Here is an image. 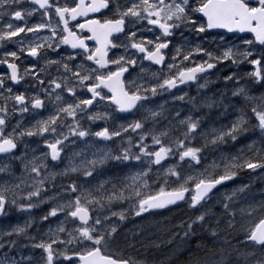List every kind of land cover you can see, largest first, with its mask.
Segmentation results:
<instances>
[{"label":"snow or ice","instance_id":"6c2138e0","mask_svg":"<svg viewBox=\"0 0 264 264\" xmlns=\"http://www.w3.org/2000/svg\"><path fill=\"white\" fill-rule=\"evenodd\" d=\"M22 3L0 0V66H6L0 73V158L9 161L0 164V216L10 208L27 211L35 206L33 200L43 202L41 198L48 192L55 193L47 199L61 202L43 219L61 215L64 219L49 228L46 238L32 244L42 250V264H147L123 250L119 254L112 251L120 245L134 247L126 235L118 239L121 225L129 218L144 219L186 205L189 211L199 212L174 226L182 230L181 238L187 239L208 219L209 210H199L219 188L241 171H264V94L249 95L248 89L237 88L233 95L243 96L250 107L242 108L230 127L201 133L204 144L199 147L194 146L201 127L199 118L188 115L181 119L179 111L169 118L165 104L146 107L161 94H172L182 85L198 82L201 74L224 62L251 65L253 71L245 75L255 85H264V51L257 54L252 50L264 49V0H30V10L21 9ZM35 14L41 15L42 22L28 26L26 17ZM5 17H9L7 23ZM185 30L198 40L214 33L217 49L210 51L201 43L193 44ZM239 34H251L254 39L238 44ZM9 43L19 47L9 49ZM49 50L68 54L45 59L43 65L32 63L21 73L22 56L38 62ZM145 62L159 66L158 71L149 74ZM53 66L55 76L48 71ZM137 67L139 73L128 79ZM27 78L39 91L32 95L27 89L14 92L13 86ZM234 78L233 74L225 80ZM173 99L184 101L186 96ZM46 101L53 104L46 117L29 127L17 121L10 128L12 116L30 110L39 114L37 110H44ZM192 103L195 107V98ZM99 105L105 110L93 112ZM120 114L132 119L114 125ZM85 115L87 121H103L104 126L97 131L85 127ZM165 120L167 127L162 126ZM250 127L258 130L262 147L256 148L253 142L247 155L242 151L222 157L221 163L213 161L200 170L205 148L219 146L229 138L237 141ZM33 137L44 141L46 151L35 155L33 149L29 157L25 143V151L17 155L20 143ZM116 140L120 141L116 149L98 146ZM77 142L85 147L66 156L69 144L76 147ZM177 157V163H168ZM65 159L64 168L54 171ZM16 163L20 176L13 171ZM184 163H188L187 170ZM105 173L112 175L92 183ZM57 177L70 179L59 185L58 192ZM247 187L223 194L217 203L223 206L227 229L237 228L238 214L242 220L247 218V227L241 225L239 234L244 239L240 243L251 245L253 250L239 253L244 264H264V201L238 210L233 207L237 192ZM220 222L218 218L216 227L211 228V237L219 236ZM26 228L16 226L3 235L19 236ZM180 235V231L173 232L172 238ZM16 243L11 241L12 246ZM196 251L205 255L193 259L192 264H228L223 251L219 259L215 251L202 245L198 244ZM31 261V256L17 260L8 253L0 257V264Z\"/></svg>","mask_w":264,"mask_h":264},{"label":"rangeland","instance_id":"374dc122","mask_svg":"<svg viewBox=\"0 0 264 264\" xmlns=\"http://www.w3.org/2000/svg\"><path fill=\"white\" fill-rule=\"evenodd\" d=\"M189 39L192 41L193 44L195 43H201L205 48L211 51V44H212V38L206 39L205 37L198 40L195 35L189 36ZM218 39V38H217ZM244 39H253L251 37L248 38H241L240 40L235 41L238 44H241ZM17 47L18 45L15 44ZM215 46V49L218 47V42L213 45ZM254 52L259 54L261 51H264V49H260L259 47H255L252 49ZM3 53L0 52V56H2ZM256 58V57H253ZM206 59V57H204ZM253 71V67L247 63H241L239 65H232L230 62H224L222 64H218L217 72L215 75L211 78H209V84L216 82L218 79L225 80L226 76L235 75V78L228 82L229 89L226 90L223 85H221V88L223 90L227 91L229 96V99H232L235 97L233 95V92L240 87H244L248 89L249 95L254 96H260L261 94H264V85H255L252 80H250L245 73ZM207 80V77H204L200 79V81L197 84V99L199 103L203 106L202 108L205 110L204 114L201 110L195 109L188 100L181 101L180 103H177L178 108L182 109L183 112H181V119L185 116L191 115L194 119L199 118L201 121V127L200 132L197 133L195 140H194V146H197L201 143L200 140H204L201 138V133L211 131L212 126L216 129H220L222 127H230L231 123L236 119L234 117L236 114H240V110L242 108H245L244 105L240 110L236 108H231V115L228 117V119L225 121V123L220 122H214L211 123L210 119L207 117V112H209L210 107L208 105H204V102L206 99H209L211 101L218 98V95L216 96V93L212 92L208 89L207 84L204 88H200L199 85L205 84ZM226 81V80H225ZM251 89H257L258 91H250ZM179 95H186V91H179L172 94H167L166 98L168 97H174ZM250 107V104L245 100L243 96H237ZM232 106H234V103L230 100H228ZM159 104H165L159 103ZM159 104H152L151 107L154 105ZM218 103H216L217 105ZM220 105V104H218ZM178 109L177 107H173ZM53 109V108H52ZM179 111V110H178ZM29 113V112H28ZM41 119V118H18L16 122L13 124L15 125L17 121H20L23 127H29L31 124L35 122V120ZM126 120H130L129 118H123V119H117L113 123L114 125H118L120 123H125ZM255 122V121H254ZM176 123V122H173ZM202 123H206L202 124ZM104 122H102L101 125H99L96 129H92L93 131L99 130V127H103ZM162 126L167 127L168 121H162ZM11 128V127H10ZM10 130V129H9ZM249 133V132H248ZM248 133H242L238 137L237 141H232L230 139V143H233L234 147L239 145L248 146L253 143L254 137L248 135ZM25 139L23 142L21 149L19 152H17V155L20 154V152L25 151L24 144H28V154L29 157L33 154L32 150L35 149V155H40L41 152L46 151L44 147V141L38 137V139L35 140H29ZM120 142L119 140H116L115 142ZM197 141V144L195 143ZM99 147H108L113 148L111 142H103L98 145ZM85 145L83 143L77 142L76 147H72L71 143L69 144L68 150L66 151V156L69 155L73 151H79L81 148H84ZM114 149V148H113ZM208 156L201 157V164H200V170H202L205 166L211 165L213 161H216L217 163H221L222 157H230L231 155L226 154L222 151H216L213 150L211 145L208 146ZM238 152L239 150H236ZM210 153V154H209ZM9 161L6 160L0 164L8 163ZM178 157L170 159L168 163H177ZM67 163V159H65L64 163L60 164L59 168L53 169L54 171H61L65 164ZM167 167V165H165ZM183 167L185 170L188 169V163H184ZM13 171L15 173V176H18L19 173L21 175V169L18 163L13 165ZM249 174V175H248ZM107 175V176H106ZM112 173H105L104 175L96 177L95 180L92 181V183H98L100 180H106L109 179ZM264 179V171L256 170L255 172H252L251 170H244V174L238 175L235 180H233L230 184L226 186L225 189H222L219 194H214V198H222L223 194L225 193H231L233 189L240 188L241 186L247 185L248 187L244 192H237L236 198L233 201V207H235L237 210L241 207H246L248 204H258V200L264 201V183L263 188L260 194H257L255 192H252L250 190L251 181H245V178H248L249 180H254L258 178ZM7 178V177H5ZM73 178V177H72ZM75 178V177H74ZM70 179L57 177L55 180V184L57 185L56 191L58 192L59 185L60 184H66L69 183ZM51 187V185H49ZM54 192H48L47 196L42 197L41 200H33L32 203L35 205L33 208L27 210V211H20L16 208H10L7 211V214L4 216H0V244L4 245L3 248H0V257H3L5 253H8L10 256L14 257L17 260H20L21 256L23 257H32L31 264H42L41 256L43 255L42 250L33 248V243H38L39 240L42 237L47 236L49 228H55L61 220L64 219V217L58 216V217H49L48 220H44L43 217L47 215V213L51 210L55 204L60 203L59 200H49L47 197L54 196ZM242 196H245V198H241ZM211 201L206 205H211ZM182 207L186 208V211H181ZM206 207V206H205ZM118 210V209H114ZM191 212L188 211V208L186 205H183L180 207L177 211H167V212H161L160 214L154 215V216H146L144 219H133L129 218L130 221H127L123 226L121 225V236L124 237L125 235L128 237L129 243L131 244H143L142 250L144 258H141L139 260L146 261L150 259H155L161 264H192L193 259L197 257H203L205 255L204 251H196V246H185L187 243V239H182V230L176 229L174 226L178 224L182 220H188L190 218ZM214 218L211 216L208 217V219L204 223V230L205 232L210 236L211 228L216 227V224L212 223L214 222ZM241 222H237V226H240ZM26 233L21 234L19 236L13 235L12 237H8L6 235H3L4 233L10 232L14 227L16 226H25ZM70 227V225H69ZM180 231L181 235L176 236L174 239L173 232ZM133 233H139L138 235L133 236ZM207 234H202L203 241L201 244L202 246H205L206 242L210 243V240L208 239ZM225 233H222L220 238L224 237ZM29 237H35V240H30ZM211 237V236H210ZM195 243H196V237H194ZM15 240L17 243L12 246L11 241ZM171 240V243L169 241ZM160 245L159 247H156L155 245ZM188 244V243H187ZM121 245L119 247H114L112 249L113 252L117 253V250L120 249ZM132 248V247H130ZM128 249V248H126ZM211 250V249H210ZM149 251V253H148ZM214 251V250H212ZM217 259L220 258V256L216 257Z\"/></svg>","mask_w":264,"mask_h":264},{"label":"flooded vegetation","instance_id":"af4514ba","mask_svg":"<svg viewBox=\"0 0 264 264\" xmlns=\"http://www.w3.org/2000/svg\"><path fill=\"white\" fill-rule=\"evenodd\" d=\"M32 5L30 3V0H23V3L20 5V8L21 9H31ZM9 20V17H5L4 18V23H7ZM26 20L28 21V26H32L33 24L35 23H38V22H42V18H41V15L40 14H35L31 17H26ZM17 24L19 23H22V22H15ZM2 26V25H0ZM218 31H224V30H218ZM46 34V33H45ZM185 36H191L193 34H189L186 30L184 32ZM241 38H248V37H251V34H239ZM177 37L179 38V33H177ZM29 39H31V35L29 34L28 36ZM206 39H211L212 38V44H211V51L215 50V45L217 42H218V37L214 40V33L213 35H209L207 37H205ZM177 43L179 42V39H177L176 41ZM90 43V46H94V42H89ZM7 47L9 49H12V48H15V44H12V43H9L7 45ZM19 47V45L17 46ZM122 51V50H120ZM68 53L66 51H63V50H58L57 52H53L51 50H49L46 54V56L42 57L38 62L35 61L34 58H26L25 56H22L21 57V62H20V70H21V73L23 72L24 68H27V67H31L32 63H38L39 65H43L44 64V60L45 59H52V60H55V59H59L61 56L63 55H67ZM169 55H171V53H169ZM196 59H200L199 57H197ZM80 61L77 60V63H79ZM144 66L146 68L149 69V74L151 72H155V71H158L159 69V66H150L148 62H145ZM217 68H218V65L215 69L213 70H210L208 73L206 74H201L200 77H199V80L198 82L200 81V79L204 78V77H207V84H209V78L213 77L215 75V73L217 72ZM6 71V66H0V73H4ZM52 76H55L57 75V72H56V69H55V66L49 68L48 70ZM140 69L137 67L136 70L132 73L131 76L128 77V79H132L133 77H135L137 75V73H139ZM218 81L219 79L216 81V82H213L211 84L208 85V89L211 90L212 92H216L217 88H218ZM222 81H225V80H222ZM198 82H190L189 84L187 85H182L180 86L181 87V90L179 91H186V100L189 101V103L192 105V98H195V101H197V84ZM206 84V85H207ZM34 81H32L30 78H27L25 79L24 81H22L19 85H15L13 86L14 88V92H23L25 91V89L28 90V94L29 95H32V94H35L36 92L39 91V89L35 88L34 86ZM79 91L78 90V94H79ZM177 90H173L172 93H175V92H179ZM166 95L167 93H164V94H161L160 96L154 98V104H159V103H163L165 102V106L167 108V112H166V115L169 116V118L171 116H174L175 113L179 110V112H183L182 109H179L178 108V105L177 103H180L181 101L180 100H174L173 97H168L166 98ZM180 96V95H179ZM216 96H217V93H216ZM82 98H87L86 96L82 97ZM67 99V97H66ZM53 100H54V97H53ZM152 105H146V107H151ZM173 107H177L178 109L176 108H173ZM53 104L51 102H47L46 101V108L44 110H37V112H39V114H37L36 112H33V111H29V113H25L23 115L17 113L15 114L14 116H12L10 118L11 120V124H10V127L11 125H13L16 120L18 118H43V117H46L50 111H52L53 109ZM103 111L105 110V106L104 105H99L98 107L96 108H93L92 111L95 112V111ZM120 117L119 119H123V118H129V119H132V117H124V114H120ZM15 121V122H14ZM22 121V120H20ZM14 122V123H13ZM103 121H96L95 123H91L89 121H87V116L85 115L84 116V119L82 121V123L84 124L85 127H91L92 129H96L99 125L102 124ZM13 123V124H12ZM26 139H29V140H37L38 137H33V138H26ZM28 140V141H29ZM23 143H20L19 145V150L21 149V146H22ZM112 146L114 149L118 148L119 146V143L118 142H111ZM261 141L258 140L255 141V147L256 148H260L262 147L261 145ZM215 148V147H213ZM19 152V151H18ZM5 160H8L7 157H3V158H0V162L2 161H5ZM236 178V177H235ZM234 178V180H235ZM245 181H251V188L250 190L252 192H255L257 194H260V192L262 191V188H263V183H264V179L263 178H258V179H254V180H249L248 178H245L244 179ZM232 181H229L226 186L228 184H230ZM226 186L224 187H221L219 188L218 191H216L214 194H219V192L222 190V189H225ZM214 194L211 198V205H205L206 207L200 209L199 211H205V210H209L210 214L209 216H211L212 218H214V224H216V221L217 219L219 218L220 219V225H219V228H220V234L219 236L222 234V233H225L224 234V237L223 238H220V237H210L204 230V225L203 226H197L195 228V232H196V243L195 245H198V244H201L202 241L204 240L203 239V236L202 234H207L208 236V239L210 240V243L209 242H206L205 243V246L204 248L208 249V250H214L217 254L216 257L220 256V252L223 251L225 253V255L228 256V264H244V260L243 258L239 255L240 252H244V251H252L253 250V247L251 245H246V244H241L240 241H243L244 237L242 234H239L241 232V225H243L244 227H247V218H244L242 220L241 216L238 214L237 217H236V221L237 222H241L240 226H237V228L235 230H229L226 228V221L224 219V213H223V206L222 204H218L217 201L218 200H221L222 198H214ZM241 198H245V196H242ZM261 201L258 200V204L260 203ZM254 204V203H253ZM192 213V212H191ZM194 215H198L199 212H196V213H192ZM121 247H125L124 245H121ZM130 250H133V248H128ZM137 252V251H136ZM149 253V251H148ZM230 253V255H229ZM139 260V259H138ZM146 262L148 264H161L160 262H158L157 260L155 259H150V260H146ZM166 264V262L164 263Z\"/></svg>","mask_w":264,"mask_h":264},{"label":"trees","instance_id":"16d2710c","mask_svg":"<svg viewBox=\"0 0 264 264\" xmlns=\"http://www.w3.org/2000/svg\"><path fill=\"white\" fill-rule=\"evenodd\" d=\"M228 96H229V94L224 93V91L219 94V97L221 99H223V101L219 100L218 104H220V105L217 104L214 106L213 111L210 113V116L211 115H214V116H211V118H228L231 115V108H236V109L240 110L244 106V104L241 100H237L235 98L229 99ZM228 100L232 101L234 103V106H232ZM203 153H205V150L203 151ZM128 221H130V219ZM124 224H122V225H124ZM120 237H122V236H120ZM120 237H118V239H120ZM187 243H191V246L195 245L194 234L190 235L187 238Z\"/></svg>","mask_w":264,"mask_h":264},{"label":"bare ground","instance_id":"6f19581e","mask_svg":"<svg viewBox=\"0 0 264 264\" xmlns=\"http://www.w3.org/2000/svg\"><path fill=\"white\" fill-rule=\"evenodd\" d=\"M209 150V149H208ZM210 154V153H209ZM107 176V175H106ZM263 178V177H262Z\"/></svg>","mask_w":264,"mask_h":264}]
</instances>
